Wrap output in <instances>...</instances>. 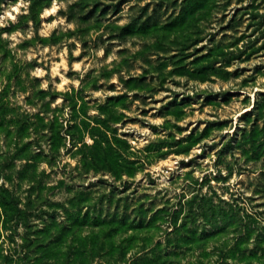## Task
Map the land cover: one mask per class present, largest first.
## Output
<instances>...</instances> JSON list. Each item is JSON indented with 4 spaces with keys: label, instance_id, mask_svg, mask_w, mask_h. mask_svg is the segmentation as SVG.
I'll use <instances>...</instances> for the list:
<instances>
[{
    "label": "rangeland",
    "instance_id": "1",
    "mask_svg": "<svg viewBox=\"0 0 264 264\" xmlns=\"http://www.w3.org/2000/svg\"><path fill=\"white\" fill-rule=\"evenodd\" d=\"M0 264H264V0H0Z\"/></svg>",
    "mask_w": 264,
    "mask_h": 264
}]
</instances>
